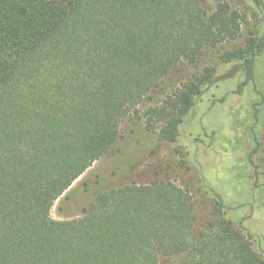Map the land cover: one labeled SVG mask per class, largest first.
I'll return each mask as SVG.
<instances>
[{
    "label": "trees",
    "instance_id": "obj_1",
    "mask_svg": "<svg viewBox=\"0 0 264 264\" xmlns=\"http://www.w3.org/2000/svg\"><path fill=\"white\" fill-rule=\"evenodd\" d=\"M243 17L229 0H0V264H264L199 176L212 200L200 223L199 198L165 179L100 192L75 219L50 217L76 179L117 151L129 119L159 145L177 141L215 67L155 98L205 51L237 39ZM263 51V35L249 32L223 53L240 63L237 94ZM255 154L264 168V136L248 155L257 179Z\"/></svg>",
    "mask_w": 264,
    "mask_h": 264
},
{
    "label": "rangeland",
    "instance_id": "obj_2",
    "mask_svg": "<svg viewBox=\"0 0 264 264\" xmlns=\"http://www.w3.org/2000/svg\"><path fill=\"white\" fill-rule=\"evenodd\" d=\"M261 2L263 5L257 6L252 0H229L231 7L245 18L239 37L205 51L196 65L168 80L162 94L155 98L163 100L197 71L215 67L214 80L204 87L184 116L177 141L159 145L157 132L143 120L129 119L121 127L117 151L95 161L54 202L50 210L53 220L80 217L100 192L165 179L199 198L196 210L200 223V218L209 215L212 200L204 188L198 190L199 176L204 187L220 196L224 217L252 235L253 249L264 257V168L255 154L252 160L258 166L256 179L248 160L254 136H264V51L256 58L253 82L240 94L236 93L244 81L240 68L231 78L215 81L232 66H240L239 62L225 63L221 58L224 52L243 46L249 32L264 37V0ZM150 106L145 103L143 109Z\"/></svg>",
    "mask_w": 264,
    "mask_h": 264
},
{
    "label": "water",
    "instance_id": "obj_3",
    "mask_svg": "<svg viewBox=\"0 0 264 264\" xmlns=\"http://www.w3.org/2000/svg\"><path fill=\"white\" fill-rule=\"evenodd\" d=\"M239 68H240L239 65H234V66H232L231 69H230L228 72H226L225 74H222V75L218 76V77L215 79V81H221V80H226V79L231 78V77L233 76V74H234L237 70H239Z\"/></svg>",
    "mask_w": 264,
    "mask_h": 264
},
{
    "label": "flooded vegetation",
    "instance_id": "obj_4",
    "mask_svg": "<svg viewBox=\"0 0 264 264\" xmlns=\"http://www.w3.org/2000/svg\"><path fill=\"white\" fill-rule=\"evenodd\" d=\"M240 67V66H239Z\"/></svg>",
    "mask_w": 264,
    "mask_h": 264
}]
</instances>
